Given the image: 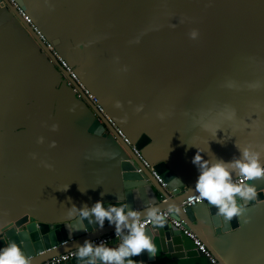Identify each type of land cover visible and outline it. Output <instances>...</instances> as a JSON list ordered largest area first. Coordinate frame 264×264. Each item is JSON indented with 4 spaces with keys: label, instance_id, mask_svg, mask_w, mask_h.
Here are the masks:
<instances>
[{
    "label": "crops",
    "instance_id": "crops-1",
    "mask_svg": "<svg viewBox=\"0 0 264 264\" xmlns=\"http://www.w3.org/2000/svg\"><path fill=\"white\" fill-rule=\"evenodd\" d=\"M18 1L47 41L73 43L75 70L114 127L134 145L148 134L141 153L150 162L166 159L195 183L197 148L187 143L204 148L205 158L213 153L226 161L238 155L236 140L264 145V0ZM12 7L0 2V230L24 208L55 220L67 217L72 203L91 206L121 197L126 157L111 129L91 130L93 106L75 95L63 67ZM193 29L196 39L189 35ZM226 106L236 110L235 122L218 117ZM160 112L170 115L161 119ZM201 116L225 129L218 137L229 133L231 139L212 140ZM256 183L261 197L246 205L235 228L217 234L200 223L225 264H264V179ZM208 208L206 201L195 205L197 217ZM133 259L211 264L204 254L178 257L160 246L153 259Z\"/></svg>",
    "mask_w": 264,
    "mask_h": 264
},
{
    "label": "clouds",
    "instance_id": "clouds-1",
    "mask_svg": "<svg viewBox=\"0 0 264 264\" xmlns=\"http://www.w3.org/2000/svg\"><path fill=\"white\" fill-rule=\"evenodd\" d=\"M189 35L192 39L198 38V29H193ZM116 107L122 108V102L116 101ZM143 107L142 104L138 105L135 111L141 112ZM158 115L164 119L170 113L160 112ZM218 117L226 122H235L237 113L234 108L226 106L220 110ZM198 122H201V127L214 137L212 140L219 143H224L233 136L225 132L224 137H218V130L225 131V129L204 122L203 116L198 118ZM246 127H250V125H246ZM52 128L56 130L58 125L53 124ZM39 142L43 143L44 137H40ZM55 143L52 141L51 146L54 147ZM187 145L189 148H197L192 157V163L198 170L194 185L197 193L196 199L207 201L210 205L215 206L216 215L223 217L226 222L232 221L233 217L243 216L247 211L246 205L256 201L259 197L256 181L264 179V145H256L253 142L241 145L236 140L235 146L238 149V155L227 161L216 157L213 153L205 158L204 148L197 147L195 144L187 143ZM33 158H35V154H33ZM45 166L51 167L47 164ZM173 180L182 181L179 177H173ZM68 187L69 185L63 190ZM86 190L80 187L81 192ZM104 194L102 192L101 196ZM120 200L121 198L118 196L116 203H106L103 199H99L91 206L87 203L82 206L72 203L68 207L66 216L70 221L67 224L70 233L88 232L92 227L96 230H103L107 221L110 226H114V233L119 238V242L115 245H110L103 240L96 242L92 239H85L83 243H78L75 256L81 264H137L134 257L145 251L152 254H155L156 251L153 239L146 230V224L163 226L168 215H176L180 212V208L172 203L168 204L165 210L159 203L150 200L142 208L137 209L133 208L129 202L122 203ZM0 264H31V259L13 241L0 247Z\"/></svg>",
    "mask_w": 264,
    "mask_h": 264
},
{
    "label": "water",
    "instance_id": "water-1",
    "mask_svg": "<svg viewBox=\"0 0 264 264\" xmlns=\"http://www.w3.org/2000/svg\"><path fill=\"white\" fill-rule=\"evenodd\" d=\"M8 4L12 7L9 2ZM12 8L14 11H17L14 6ZM27 28L38 37L39 43L55 63L61 65L54 51L48 47L47 43H45L39 35H37L32 26L28 24ZM51 43L54 46V50L63 59L68 61L72 67L77 64V60L72 51L73 43L70 40L62 41L58 38ZM66 75L69 77L68 74ZM72 83L75 84L74 81H72ZM83 98L91 103L97 114V118L91 125V130L98 134H105L107 128L111 129L125 149L126 157L121 160L123 192L120 197V202H129L133 208L137 209L142 208V206L147 204L150 200L159 203L163 209H167L170 203L175 204L180 208V212L179 214L173 215V217L183 220L184 224L192 229L198 238L221 259L212 249L206 235L202 232L200 223L205 221L211 224L215 232L220 234L223 231L235 228L239 224L238 218L233 217L230 222L224 221L223 217L216 215V207L210 205L207 201L209 207L208 213L205 214L204 217H197L195 205H187L185 203L188 197L196 193L194 189L195 183H189V180L182 178L166 159L158 161L155 164L153 163V169L162 179V182L159 181L152 170L143 165L132 145L125 143L114 125L104 114L99 112L97 106L90 98L87 95H83ZM149 142L150 137L147 133H144L136 141L135 147L141 150ZM139 169H141V171H139ZM173 177H179L182 181H174ZM260 197L261 194H259L258 198ZM105 202L116 203L117 199L105 200ZM23 211L24 213L14 216L10 224L1 228L0 247H4L8 243L15 241L30 257L31 264H39L53 256L76 249L78 243H83L85 239L93 240L114 231V226H110L106 221L103 230H96L92 227L88 232L78 231L70 233L67 228V224L70 221L67 217L48 220L34 210L24 208ZM146 230L151 235L155 247L160 246L164 252H171L174 256L178 257L184 255L191 256L197 253L204 254L197 248V245L191 237L183 233L177 226L170 223L169 220H166L163 226L151 225L146 227ZM140 256L143 260L154 258V254L148 253L147 251L141 253ZM67 263L81 264L76 257L72 258Z\"/></svg>",
    "mask_w": 264,
    "mask_h": 264
},
{
    "label": "built area",
    "instance_id": "built-area-1",
    "mask_svg": "<svg viewBox=\"0 0 264 264\" xmlns=\"http://www.w3.org/2000/svg\"><path fill=\"white\" fill-rule=\"evenodd\" d=\"M5 0H0V2H3ZM8 1L12 6H14L17 10V12L23 17V19L29 23L34 29L35 31L40 35V37L45 41V43H47L48 47L54 51V54H56V56L58 57L61 66L65 69V71L67 72V74L69 75V84L72 86L73 91L75 92L76 96L83 98V95H87L90 100L97 106L98 110L100 113L104 114L106 116V118L115 126V122L113 121V119L109 116V114L106 112L104 106L101 104L100 98L92 93L90 91L89 88L86 87V85L80 80L76 70L74 67H72L68 61H66L65 59H63L55 50H54V46L50 41H47L45 36L43 35V33L40 31V29H38V27L36 26L33 18L27 13L26 9L24 8V6H22L18 0H6ZM72 81H74L75 84L72 83ZM118 133L120 134V136L124 139L125 143H127L128 145H132L136 155L141 159L142 163L144 166L150 168L152 170V172L154 173V175L156 176V178L162 182V179L160 177V175L153 169V163L150 162L147 158H145L143 156V154L141 153V150H138L135 145L131 142V140L125 135V133L120 130L117 129ZM139 171H141V169H139ZM197 193H194L193 195H191L190 197H188L185 201V203L187 205H197L198 203L201 202H205V201H200L196 199ZM166 210V209H165ZM169 220L170 223L174 224L175 226H177L179 229H181V231L185 234H187L189 237H191L195 244L197 245V248L202 251L204 253V255L209 259L211 264H225L221 259H219L211 249H209L196 235V233L188 228L185 224L183 220H179L173 217L172 214L168 215L167 219ZM152 224L147 223L146 227L151 226ZM105 241L109 244L111 243H118L119 242V238L115 235L114 231L107 233L105 235L99 236L95 239H93V241L99 242V241ZM75 250L76 249H72L70 251H66L64 253H61L59 255L53 256L50 259L45 260L42 263L39 264H61L64 262H68L70 261L72 258L76 257L75 256Z\"/></svg>",
    "mask_w": 264,
    "mask_h": 264
},
{
    "label": "rangeland",
    "instance_id": "rangeland-1",
    "mask_svg": "<svg viewBox=\"0 0 264 264\" xmlns=\"http://www.w3.org/2000/svg\"><path fill=\"white\" fill-rule=\"evenodd\" d=\"M208 47H209V46H208ZM208 47H207V48H208ZM211 49H212V47H211Z\"/></svg>",
    "mask_w": 264,
    "mask_h": 264
}]
</instances>
